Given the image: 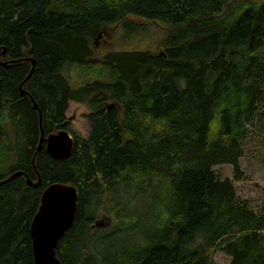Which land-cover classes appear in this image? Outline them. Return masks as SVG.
Returning a JSON list of instances; mask_svg holds the SVG:
<instances>
[{
	"label": "trees",
	"instance_id": "1",
	"mask_svg": "<svg viewBox=\"0 0 264 264\" xmlns=\"http://www.w3.org/2000/svg\"><path fill=\"white\" fill-rule=\"evenodd\" d=\"M150 26L162 33L152 51ZM112 28L141 46L93 61ZM22 83L46 137L69 130L71 102L90 108L66 160L44 143L34 166L39 113ZM263 111L264 0H0V181L42 178L0 186V264H35L31 224L56 183L79 196L62 264H216L217 252L264 264V211L213 171L229 165L242 180ZM104 211L116 224L93 228Z\"/></svg>",
	"mask_w": 264,
	"mask_h": 264
},
{
	"label": "water",
	"instance_id": "2",
	"mask_svg": "<svg viewBox=\"0 0 264 264\" xmlns=\"http://www.w3.org/2000/svg\"><path fill=\"white\" fill-rule=\"evenodd\" d=\"M102 34L99 35L97 41L101 39ZM30 60L32 71L27 81L31 78L35 69L34 59ZM20 93L23 97L30 98L34 110L39 113L41 137L33 157L34 166L35 159L43 149L44 143L47 154L53 159L62 161L69 158L75 149V140L70 131L63 129L46 137L42 125V112L34 97L29 95L23 88V83L20 86ZM111 107L113 105L109 106V108ZM36 174L38 181L34 182L25 172L18 171L13 173L8 179L0 181V186L17 178L24 177L28 186L39 188L42 184V178L37 171ZM78 200L77 188L69 184H51L44 190L39 211L35 215L30 229L35 264H62L57 255V248L61 240L74 225L78 213ZM106 227L108 226L103 224V220L96 221L93 226V228Z\"/></svg>",
	"mask_w": 264,
	"mask_h": 264
},
{
	"label": "rangeland",
	"instance_id": "3",
	"mask_svg": "<svg viewBox=\"0 0 264 264\" xmlns=\"http://www.w3.org/2000/svg\"><path fill=\"white\" fill-rule=\"evenodd\" d=\"M149 28V35H146L142 41L143 45H145L144 48L152 51L156 43L161 41L162 33L157 27L150 26ZM120 36L119 30L117 29L105 30L101 39L94 46L95 54L92 60L99 61L106 53L122 50L124 47L130 49L141 46V37L138 41L125 43ZM89 113L90 108L88 106L71 102L67 113L69 122L68 131L73 130L82 137H86L89 133L90 126L85 116ZM254 124H256L254 127L257 129V132L253 133L245 143V153L240 161L243 174L242 180L235 181L234 169L229 165L215 166L213 171L220 179L229 178L234 180L238 199L240 201H248L255 211L260 212L264 211V111L257 117ZM113 196L109 195V206L114 204ZM101 220L108 227L116 224V216L106 211L101 212L96 221ZM214 260L216 264H229L231 258L222 252H217L214 255Z\"/></svg>",
	"mask_w": 264,
	"mask_h": 264
}]
</instances>
